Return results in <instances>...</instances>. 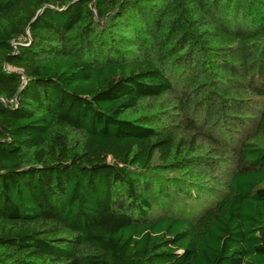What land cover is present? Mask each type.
Masks as SVG:
<instances>
[{
  "label": "trees",
  "instance_id": "16d2710c",
  "mask_svg": "<svg viewBox=\"0 0 264 264\" xmlns=\"http://www.w3.org/2000/svg\"><path fill=\"white\" fill-rule=\"evenodd\" d=\"M0 264H264V0H0Z\"/></svg>",
  "mask_w": 264,
  "mask_h": 264
}]
</instances>
